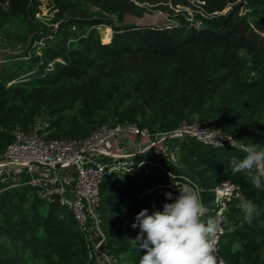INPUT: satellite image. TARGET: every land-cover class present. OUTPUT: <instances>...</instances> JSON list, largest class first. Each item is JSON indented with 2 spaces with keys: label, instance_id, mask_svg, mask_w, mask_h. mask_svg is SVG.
<instances>
[{
  "label": "trees",
  "instance_id": "obj_1",
  "mask_svg": "<svg viewBox=\"0 0 264 264\" xmlns=\"http://www.w3.org/2000/svg\"><path fill=\"white\" fill-rule=\"evenodd\" d=\"M48 1L52 11L44 20L43 0H0V38L22 47L0 63V156L17 129L68 139L106 123L159 132L195 119L264 150V0ZM143 6L171 9L178 20L167 26L125 21ZM202 22L219 32L200 28ZM102 26L113 30L109 42ZM244 155L240 147L187 137L179 164L156 156L197 181L208 205L220 181L239 184L244 200L229 209L221 255L227 264H264V187L231 166ZM133 179L146 183L137 187ZM170 181L154 167L149 176L114 175L101 188L106 242L125 264H139L144 254L125 227L128 197ZM247 201L255 205L250 223ZM164 203L172 201L159 194L148 205L154 211ZM0 264H94V258L86 232L58 195L47 198L23 185L0 195Z\"/></svg>",
  "mask_w": 264,
  "mask_h": 264
},
{
  "label": "built area",
  "instance_id": "obj_2",
  "mask_svg": "<svg viewBox=\"0 0 264 264\" xmlns=\"http://www.w3.org/2000/svg\"><path fill=\"white\" fill-rule=\"evenodd\" d=\"M3 56L0 50V63L4 60ZM187 137L214 147L239 148L241 144L244 145L232 133L208 127L199 119L183 120L177 127L159 132H151L130 122L116 125L106 123L84 138L68 139H46L39 134L38 128L32 131L17 129L13 141L0 156V195L23 185L36 187L47 198L58 195L59 202L72 211L86 232L94 264H112L115 254L107 245L99 213L103 182L114 175L131 172H142L149 176L156 167L166 172L171 181L157 183L147 193H152L154 197L172 193L171 201L174 202L179 195L178 187L187 185L197 189L202 198L201 186L197 181L177 172L172 173L163 161L151 156L157 155L179 164L180 148H177V142ZM233 141L234 146L231 145ZM169 148H174L176 155ZM59 163L67 166L55 167ZM74 165L77 176L75 187L70 190L73 178L68 167ZM72 191L73 196L70 195ZM243 200L240 185L230 179H223L216 186L213 205L204 203L202 198L208 209L205 219L210 217L218 225L214 237L217 264H227L221 255L220 245L229 226V209L234 202L242 203Z\"/></svg>",
  "mask_w": 264,
  "mask_h": 264
},
{
  "label": "clouds",
  "instance_id": "obj_3",
  "mask_svg": "<svg viewBox=\"0 0 264 264\" xmlns=\"http://www.w3.org/2000/svg\"><path fill=\"white\" fill-rule=\"evenodd\" d=\"M234 146V141L231 142ZM244 157L231 161L233 173H244L257 189L264 187V150L257 144L240 145ZM178 187V186H177ZM179 195L172 203H164L162 211L141 210L132 224L140 231L132 240L144 254L139 264H217L214 237L218 225L205 219L208 209L197 189L179 186ZM172 200V193H166ZM245 219H253L255 205H244Z\"/></svg>",
  "mask_w": 264,
  "mask_h": 264
},
{
  "label": "rangeland",
  "instance_id": "obj_4",
  "mask_svg": "<svg viewBox=\"0 0 264 264\" xmlns=\"http://www.w3.org/2000/svg\"><path fill=\"white\" fill-rule=\"evenodd\" d=\"M166 5V4H164ZM43 11L40 14V17L42 19H48L50 18V13H51V7L49 4V1L47 2V0L45 1V3L43 4ZM179 7V6H178ZM181 9V7L177 8V10H175V12H178ZM171 9H163V8H159L157 6H149V7H140L138 8L135 12H130L127 13L125 16V21L129 22V23H135V24H145V25H155V26H167L173 23H176L178 20V17L175 15H173L172 12H170ZM101 34H102V39L104 42H109L111 40V34L113 32L112 28L109 26H102L101 29ZM0 49H1V54H3L4 56H8L11 53H21L22 52V47H20L19 45L17 46H10L9 44H7V42L0 38ZM41 124V123H40ZM182 144V140H179L177 142V148H180ZM170 149V148H169ZM174 148L171 150L170 152H173ZM174 155H176V151H174L173 153ZM155 160H158L157 156H154ZM176 158V157H175ZM71 173V176L73 179H76L77 176V171L75 169V165L74 167L69 166L68 167ZM171 170L172 173H176V167H170L169 168ZM133 184L137 187H142L145 185L146 180H137V179H133ZM106 180L103 182L102 187H104ZM150 200V199H149ZM148 198L146 199V197H139V195L135 194L132 198H130L129 200H127L126 202V207H125V227L127 228V234L128 236L132 239L135 240V238L137 237L138 233H139V229L136 228L134 229L132 227V224L135 222V217L136 215L143 209H148V213L151 214L153 212V210L150 208V206L148 205L149 202ZM210 205H213V200L209 202ZM156 210H160V209H156ZM162 211V210H161ZM137 246V244H135ZM138 247V246H137ZM139 248V247H138ZM142 252H144L142 249H140ZM109 252H112L109 249ZM112 264H125L124 261H122L121 259L117 258L114 255V258H112Z\"/></svg>",
  "mask_w": 264,
  "mask_h": 264
},
{
  "label": "crops",
  "instance_id": "obj_5",
  "mask_svg": "<svg viewBox=\"0 0 264 264\" xmlns=\"http://www.w3.org/2000/svg\"><path fill=\"white\" fill-rule=\"evenodd\" d=\"M1 50V49H0ZM152 157H154V155H151ZM156 156V155H155ZM123 177H124V175H122ZM0 185H1V182H0ZM152 186H154V185H152ZM152 186H148L147 188H145V189H142V190H140V192L139 193H137V195H139V197H146V199L148 198V200L150 199H154L155 197L152 195V193H147L146 191L149 189V188H151ZM70 190H73L74 189V187H75V179H73L72 181H71V183H70ZM70 195L71 196H73V191L72 192H70ZM135 194H132V195H130L129 197H128V199L127 200H129L130 198H132L133 196H134ZM149 200V201H150ZM127 202V201H126Z\"/></svg>",
  "mask_w": 264,
  "mask_h": 264
},
{
  "label": "water",
  "instance_id": "obj_6",
  "mask_svg": "<svg viewBox=\"0 0 264 264\" xmlns=\"http://www.w3.org/2000/svg\"><path fill=\"white\" fill-rule=\"evenodd\" d=\"M199 27L200 28H207V29H211V30H213V31H216V32H219V28H217V27H214V26H211V25H209V24H206V23H200L199 24ZM36 164V163H35ZM64 166H67V164H56L55 165V167H64Z\"/></svg>",
  "mask_w": 264,
  "mask_h": 264
}]
</instances>
